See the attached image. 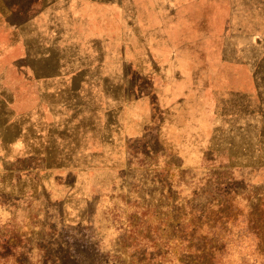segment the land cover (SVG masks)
Masks as SVG:
<instances>
[{
	"label": "rangeland",
	"instance_id": "obj_1",
	"mask_svg": "<svg viewBox=\"0 0 264 264\" xmlns=\"http://www.w3.org/2000/svg\"><path fill=\"white\" fill-rule=\"evenodd\" d=\"M0 264H264V0H0Z\"/></svg>",
	"mask_w": 264,
	"mask_h": 264
},
{
	"label": "crops",
	"instance_id": "obj_2",
	"mask_svg": "<svg viewBox=\"0 0 264 264\" xmlns=\"http://www.w3.org/2000/svg\"><path fill=\"white\" fill-rule=\"evenodd\" d=\"M42 91H44L45 92V85H43V88H41V83L38 85V97H39V99H41V96H44V94H41V92ZM49 91H50V89H49ZM48 95L50 96V97H52L51 96V92H49L48 93ZM50 125H51V123H50ZM65 130H67L66 128H65ZM67 133V132H66Z\"/></svg>",
	"mask_w": 264,
	"mask_h": 264
}]
</instances>
